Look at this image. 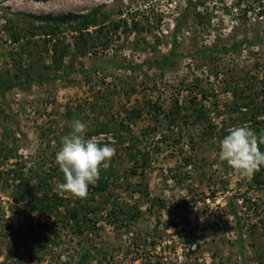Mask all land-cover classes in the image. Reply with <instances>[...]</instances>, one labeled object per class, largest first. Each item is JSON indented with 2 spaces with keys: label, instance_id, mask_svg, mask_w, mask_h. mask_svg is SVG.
<instances>
[{
  "label": "rangeland",
  "instance_id": "rangeland-1",
  "mask_svg": "<svg viewBox=\"0 0 264 264\" xmlns=\"http://www.w3.org/2000/svg\"><path fill=\"white\" fill-rule=\"evenodd\" d=\"M67 13L94 21L33 17ZM72 120L115 148L83 199L56 188ZM242 125L264 130V0H0V264H264V167L218 158Z\"/></svg>",
  "mask_w": 264,
  "mask_h": 264
},
{
  "label": "clouds",
  "instance_id": "clouds-1",
  "mask_svg": "<svg viewBox=\"0 0 264 264\" xmlns=\"http://www.w3.org/2000/svg\"><path fill=\"white\" fill-rule=\"evenodd\" d=\"M70 132L61 138V146L55 154V163L63 174V183L56 188L75 198H86L89 186L100 179L101 169H108L115 148L101 144L96 138H85L87 124L80 120L69 123ZM264 130L259 133L247 125L228 129V134L218 142V158L236 170L241 176L251 177L264 167ZM37 145L26 151L34 153Z\"/></svg>",
  "mask_w": 264,
  "mask_h": 264
},
{
  "label": "trees",
  "instance_id": "trees-1",
  "mask_svg": "<svg viewBox=\"0 0 264 264\" xmlns=\"http://www.w3.org/2000/svg\"><path fill=\"white\" fill-rule=\"evenodd\" d=\"M39 20H42L44 22H48V23H53V24H69V23H75L77 20H81L80 21V25L82 27H85L88 23H93L94 19L88 14L86 16H81L79 14H75V13H67L64 15H59V16H52V15H40V16H33ZM79 32V36H82V32L81 29L77 30ZM78 36V37H79ZM156 108V107H155ZM197 110V109H196ZM194 109V111H196ZM197 119H203L204 118V114L202 112H200V110H197V115H196ZM103 131H106V129H101ZM96 131V130H95ZM144 165V163H143ZM109 174H105L104 172L100 171V179H104V177H108ZM98 180V188L97 191H103L106 187V184L104 185V183H102L101 180ZM80 199V198H77ZM57 198L54 195H48L47 193L43 192L40 195L39 194H32V193H28V192H21L20 194H17L14 197V201L15 202H25L26 205L28 206V208L31 211H43V210H49V201H54L56 202ZM87 211H89V208H86ZM72 218L75 219V217H77V212H73L72 213ZM90 257L89 253H84L83 255H81L79 257V262L78 264H83V262Z\"/></svg>",
  "mask_w": 264,
  "mask_h": 264
}]
</instances>
